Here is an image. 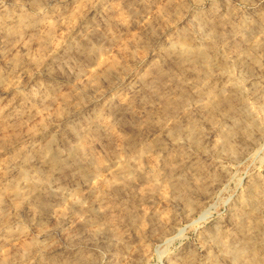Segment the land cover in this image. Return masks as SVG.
<instances>
[{"label":"rangeland","instance_id":"obj_1","mask_svg":"<svg viewBox=\"0 0 264 264\" xmlns=\"http://www.w3.org/2000/svg\"><path fill=\"white\" fill-rule=\"evenodd\" d=\"M238 262L264 264V0H0V264Z\"/></svg>","mask_w":264,"mask_h":264},{"label":"bare ground","instance_id":"obj_2","mask_svg":"<svg viewBox=\"0 0 264 264\" xmlns=\"http://www.w3.org/2000/svg\"><path fill=\"white\" fill-rule=\"evenodd\" d=\"M184 44V43H183ZM180 45V44H179ZM177 47V46H176ZM174 48V47H173ZM176 49H178V48H176ZM179 49L181 50L180 52L181 53H184V54H190L191 53V50L189 49V47L187 46V47H183V46H180L179 47ZM198 52V51H197ZM201 53V52H200ZM196 54V53H195ZM197 55V54H196ZM195 57V56H194ZM197 58V60H198V57H196ZM188 60H189V58H187ZM193 59V58H192ZM208 94H210V93H208ZM210 97V96H209ZM214 97V96H213ZM210 98V101H212V103L214 104L213 106L214 107H216L215 106V99L214 98ZM209 101V102H210ZM217 102V101H216ZM209 104V103H208ZM210 105V104H209ZM81 153V152H80ZM42 155H43V158H44V162L46 163L45 165H49L50 167H53V166H55V164H56V161H57V157H56V155L54 154V153H52L51 152V150L48 148V147H45L44 149H43V151H42ZM28 174V173H27ZM35 175H36V177H40L39 176V172L38 171H35ZM22 178L24 179V180H26V181H28V176L26 175V173H22ZM39 179V178H38ZM29 183V182H28ZM31 184V183H30ZM32 185V184H31ZM31 185H29V186H31ZM19 188V187H18ZM18 188L17 187H12L11 189H9V190H11V192L12 193H14V194H18V192H19V190H18ZM29 188V187H28ZM31 188V187H30ZM10 192V191H9ZM256 192V191H255ZM248 230V229H247ZM248 232V231H247ZM246 249V248H245ZM233 251V250H232ZM234 252V251H233ZM244 248H241L240 250H237V251H235L234 252V260H238L239 259V257L240 256H243L242 254H244ZM231 254H233L232 252H230ZM242 259V258H241ZM240 259V260H241ZM239 261V260H238ZM242 261V260H241ZM240 261V262H241ZM244 262V261H243ZM235 263V262H234ZM237 264H239V262L237 263ZM240 264H243V263H240Z\"/></svg>","mask_w":264,"mask_h":264}]
</instances>
